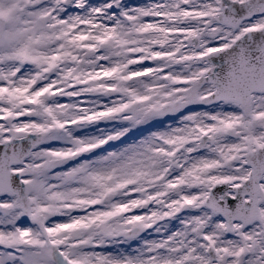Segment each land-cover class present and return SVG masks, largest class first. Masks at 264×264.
Segmentation results:
<instances>
[{"label":"snow or ice","instance_id":"6c2138e0","mask_svg":"<svg viewBox=\"0 0 264 264\" xmlns=\"http://www.w3.org/2000/svg\"><path fill=\"white\" fill-rule=\"evenodd\" d=\"M0 264H264V0H0Z\"/></svg>","mask_w":264,"mask_h":264}]
</instances>
